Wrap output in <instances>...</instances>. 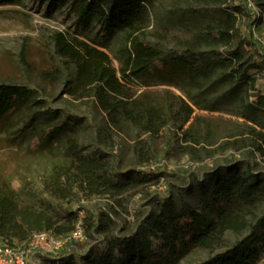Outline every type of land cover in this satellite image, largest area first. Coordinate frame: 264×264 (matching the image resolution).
I'll use <instances>...</instances> for the list:
<instances>
[{"label": "trees", "instance_id": "16d2710c", "mask_svg": "<svg viewBox=\"0 0 264 264\" xmlns=\"http://www.w3.org/2000/svg\"><path fill=\"white\" fill-rule=\"evenodd\" d=\"M156 1L75 0L71 4L85 31L98 24L107 35L104 43L87 37L95 42L92 45L79 36L58 32L53 35L55 52L75 68L74 75L64 79L66 93L77 101L95 99L110 127L117 131H124L129 125L138 134L154 138L172 124L186 143L213 145L217 129L199 117L194 118L195 109L189 101L200 109H208L196 101L192 91L214 89L223 92L221 101L239 103L243 108L242 123L229 133L236 139L228 144L237 148L248 146L253 155L264 157V94L256 88V74L264 72V62L252 58L253 42L238 26V17L247 6L232 8L229 0H176L184 5L183 17L189 21L204 16L209 7H218L219 11L187 35L166 34L172 39L175 53H171L148 40L150 12ZM250 1L259 10L256 20L260 23L264 18V0ZM152 35L162 42L168 39L159 31ZM115 36L121 41L118 67L105 52ZM220 50H226L225 55ZM152 78L178 87L187 99L172 90L148 89ZM40 88L1 82L0 125L6 126L22 111L41 103ZM251 97L254 101L248 103ZM211 110L219 107L212 106ZM52 118L47 114L45 119ZM37 119L38 114L32 115L20 133L35 141L36 147L46 144L63 158L54 164L38 191L14 187L10 180L0 178V239L8 246L25 245L39 232L69 236L82 211H68L63 216L57 210L58 201L72 196H99L115 199L121 205L127 194H136L154 182L155 174L137 170L129 171L123 182L110 180L107 157L77 152L80 145L73 126L60 122L49 130L40 126ZM147 146L141 140L134 146L136 165L153 160ZM185 148L193 150L191 146ZM210 181L212 190L208 193L202 188L197 205H178L173 197L157 201L138 227L135 240L113 237L106 240L107 249L117 252L126 240H139L142 252L133 254L128 262L173 264L202 250L213 254L223 247L228 232L249 231L203 264H264V177L255 174L251 165L242 168L233 163L213 174ZM103 216L112 223L109 214ZM82 224L85 231L94 230V224L86 221L85 216ZM108 230L98 225L94 231L102 234ZM153 240L160 242V253L152 249ZM118 261L123 264L125 259ZM55 264L77 263L71 257H59Z\"/></svg>", "mask_w": 264, "mask_h": 264}, {"label": "rangeland", "instance_id": "374dc122", "mask_svg": "<svg viewBox=\"0 0 264 264\" xmlns=\"http://www.w3.org/2000/svg\"><path fill=\"white\" fill-rule=\"evenodd\" d=\"M74 1L0 0V83H22L32 88L40 86L42 92L41 103L22 111L12 121H8L6 126L0 125V178L10 180L14 187L38 191L42 189L54 164L62 161L63 157L57 154L56 150L51 151V147L46 144L36 147L35 141L20 133L21 127L27 124L34 114H38L39 125L49 130L60 122L73 126L75 140L80 145L77 152L86 156L107 157L108 175L114 182H123L131 170L155 174L154 182L136 194H127L121 205L115 199L99 196L92 198L72 196L66 201L56 202L61 215L64 216L68 211L81 210L86 221L94 224V230L98 225L109 230L97 234L94 230L87 229L82 239H69L64 247L53 255L40 248L32 256L36 264H55L59 257H71L77 264H122L118 258L124 257L123 264H132L128 262L132 255L142 252L141 241L126 240V244L121 245L119 251L111 253L107 249L106 240L113 237L135 240L137 229L143 219L154 209L156 202L164 198L173 197L178 205L188 203L197 205L200 201V190L204 188L208 193L212 190L211 176L233 163L239 164L242 168L251 165L255 169V174H260L263 178L264 157L253 155L248 146L237 148V145L231 147L228 144L236 139L230 137L229 133L236 124L242 123L240 114L243 108L239 103L221 101L223 92L214 89L192 91L196 101L208 109H200L188 100L195 109L193 117H199L211 128L217 129L214 136L216 142L213 145L204 142L199 145L186 143L172 124L154 138L138 134V131L129 125L124 131H117L110 127L105 113L95 99L77 101L70 97L65 91L64 79L73 76L75 68L55 52L53 35L58 32L68 36H79L91 45L95 42L89 38L104 43L103 39L107 35L98 24H94L90 31L83 29L70 8ZM228 4L232 8L246 6L244 0H229ZM218 11V7H209L204 16L189 21L183 17L184 5L180 1L157 0L155 8L150 12L148 40L154 44H161L163 49L175 53L172 39L166 37V34L187 35L195 30L197 24L206 23L210 20L209 17ZM242 13L238 17V26L244 36L253 42L252 58L264 62V18L259 23L254 11L243 10ZM155 31L161 32L168 39L165 42L163 40V43L157 36L152 35ZM120 47L121 41L115 36L109 48L105 50L117 67V53ZM225 53L226 50H220L221 55ZM256 77L257 91L264 94V72L257 73ZM149 84L150 90H172L186 98L178 87L165 84L156 78H152ZM135 89L138 90L137 86ZM253 101V97L247 100L248 103ZM212 106H218L219 110H211ZM47 114L52 115L51 121L45 119ZM139 140L148 145L153 160L136 165L134 146ZM187 146L193 147V150H186ZM262 209L264 211V204ZM103 213L110 215L112 223L103 216ZM248 233L249 231L242 234L228 232L223 247L218 248L213 254L202 250L173 264H203L211 256L231 247ZM65 239L63 237V240ZM153 242L152 249L160 253V242L155 240ZM5 246L8 244L0 239V248ZM23 246L15 245L19 248Z\"/></svg>", "mask_w": 264, "mask_h": 264}, {"label": "built area", "instance_id": "2783aa9c", "mask_svg": "<svg viewBox=\"0 0 264 264\" xmlns=\"http://www.w3.org/2000/svg\"><path fill=\"white\" fill-rule=\"evenodd\" d=\"M247 6V10L254 11L256 18L260 16L259 10L255 3L250 0H244ZM80 221L76 224L75 230L69 234V236L58 237L55 234L49 232H39L35 234L22 248L15 246H5L0 248V264H36V261L32 259L35 251L43 248L48 254L53 255L59 252L70 239L80 240L84 236L82 227V219L84 214L79 213Z\"/></svg>", "mask_w": 264, "mask_h": 264}]
</instances>
